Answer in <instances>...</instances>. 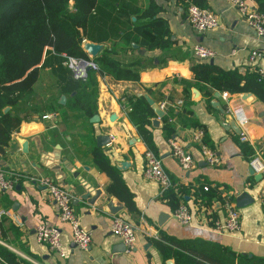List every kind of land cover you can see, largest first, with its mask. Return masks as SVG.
<instances>
[{
	"label": "crops",
	"instance_id": "1",
	"mask_svg": "<svg viewBox=\"0 0 264 264\" xmlns=\"http://www.w3.org/2000/svg\"><path fill=\"white\" fill-rule=\"evenodd\" d=\"M127 1L137 7V15L148 5L154 6L155 13L146 21L132 16L126 23L114 15L109 2L97 0L84 42L101 45L94 56L86 54L90 59L114 47L112 56L118 66L137 73V80L92 74L95 110L86 116L73 106L75 91L67 84L68 76L60 79L46 63L50 56H57L48 49L30 95L15 108L22 120L0 154V165L14 177L11 189L0 190V209L6 211L0 217V264H29V258L41 264H177L172 252L159 251L156 241L190 251L198 264H264V173L255 179L248 165L255 154L264 162V103L248 91L251 95L245 99L241 97L244 92L227 91L224 98V90L195 82L191 71L194 63H209L222 72L245 75L261 69L264 74V39L253 33L226 0H200V6L210 10L217 21L207 31H196L189 25V2L185 0ZM246 1L264 12V0ZM155 37L167 42L162 47H146ZM197 44L209 48L213 56L196 59L192 48ZM139 93L157 107L165 101L180 118L182 105L191 109L192 114L186 116L197 123L196 127L180 128L176 118L169 121L177 131L171 137L192 158L187 171L181 170L172 157L160 117L153 112L148 125L137 120L149 133V149L121 109L123 95L137 97ZM60 96H64L63 103ZM45 101L48 108L38 110V104ZM93 115L96 118L91 120ZM198 128L202 129L201 142L219 159L215 166L204 161L199 143L192 140ZM241 135L245 139L241 140ZM102 137L108 141L98 146ZM94 151L118 176L131 196L134 211L108 191L111 178L94 162ZM146 151L160 159L175 200L163 197L164 190L143 176ZM45 178L70 194L79 224L90 235L85 250L73 244L69 225L58 219L42 184ZM205 185L206 190L202 188ZM224 196L234 204L244 201L236 206L239 227L235 232L219 233L212 227V222L224 215ZM93 197V203H87ZM179 203H184L191 215L188 224H180L172 216ZM112 216L133 226L135 242L128 252L110 231ZM41 221L59 231L64 257H57L35 240L34 228Z\"/></svg>",
	"mask_w": 264,
	"mask_h": 264
},
{
	"label": "trees",
	"instance_id": "2",
	"mask_svg": "<svg viewBox=\"0 0 264 264\" xmlns=\"http://www.w3.org/2000/svg\"><path fill=\"white\" fill-rule=\"evenodd\" d=\"M106 1L113 6L114 15L126 23L130 22L132 16L146 21L155 13L153 5H148L137 15V7L130 1ZM185 1L201 5L200 0ZM96 5L97 0H0V154L10 134L19 127L22 117L16 114L15 108L30 95L46 50L50 49L57 56L82 58L94 63L95 69H89L84 80L66 78L70 89L75 91L73 106L81 109L86 116H91L95 110L96 83L92 74L137 80V73L126 65L118 66L119 63L112 56L115 54L114 47L103 49L93 59L88 58L83 51L81 43L86 35L89 16ZM130 40L135 41L131 37ZM123 42L128 44L129 40ZM166 42L161 37H155L146 47H162ZM191 71L195 82H203L230 93L248 91L264 103V81L259 80L254 72L245 75L237 71L222 72L209 63H194ZM123 97L130 106L126 112L129 121L134 124L147 148L151 149L149 133L137 120L148 125L149 118L153 116L152 109L142 96L125 94ZM4 107L9 109L3 111ZM180 112L183 118L166 106L160 117L165 137H171L177 132L168 118H176L180 128L197 126L193 119L187 118L192 111L186 104L181 106ZM92 156L98 167L111 178L108 191L121 200L129 211H134L130 194L118 176L113 174L106 159L98 151H94ZM169 188L164 189L162 195L175 200V193ZM155 245L163 254L172 252L177 264H198L197 257L190 251L173 249L160 241H156Z\"/></svg>",
	"mask_w": 264,
	"mask_h": 264
},
{
	"label": "built area",
	"instance_id": "3",
	"mask_svg": "<svg viewBox=\"0 0 264 264\" xmlns=\"http://www.w3.org/2000/svg\"><path fill=\"white\" fill-rule=\"evenodd\" d=\"M228 5L233 7L241 18L245 21L253 33L264 39V12L254 9L246 0H226ZM186 20L196 31H207L213 29L217 25L215 15L206 7L198 6L192 2L186 5ZM192 53L198 60H206L213 56V52L200 44L194 45ZM254 53H252L253 55ZM65 57V64L70 70V75L74 80H84L89 69H95V65L91 60L82 58ZM258 79L264 81V74L261 69L256 71ZM222 97H226L225 91L221 92ZM120 107L126 113L130 110L127 103H122ZM167 104L165 101L158 105V108L164 112ZM47 117V115L42 116ZM172 118H168L171 121ZM202 129H195L192 133V140L199 143V153L204 161L210 166H215L219 163L216 153L201 142ZM241 140L245 139L244 135L240 136ZM167 144L172 157L176 160L181 170L187 171L192 165L190 154L185 151L182 144L174 137L167 139ZM249 168L253 173H264V162L257 154L253 155L248 162ZM143 176L146 179L155 181L160 190L170 186V179L164 172L160 159L150 151L144 153V164L142 170ZM14 177L4 166L0 165V190H8L13 186ZM42 184L46 190V194L53 201L58 219L69 225L70 236L73 244L80 250H85L89 246L90 235L79 224V219L74 213L71 205V196L65 190L53 184L49 179H43ZM204 190L207 186L202 187ZM221 206L224 211L222 219L214 220L212 227L219 233L235 232L239 227V213L232 199L229 196H224L221 201ZM6 211L0 209V217L5 215ZM173 218L180 224H188L191 220V215L184 203H179L172 211ZM264 217V204H263ZM110 231L118 236L124 246V251L128 252L133 248L135 242V234L133 226L130 222L118 216H112L109 225ZM34 238L37 242L47 246L57 257L62 258L65 255V250L61 244L59 231L47 221L39 222L34 228ZM29 264H41L33 259H28Z\"/></svg>",
	"mask_w": 264,
	"mask_h": 264
},
{
	"label": "water",
	"instance_id": "4",
	"mask_svg": "<svg viewBox=\"0 0 264 264\" xmlns=\"http://www.w3.org/2000/svg\"><path fill=\"white\" fill-rule=\"evenodd\" d=\"M83 50L86 52V54H88V55H90V56H94L99 50H100V48H101V45L100 44H97V43H91V42H84L83 43ZM73 94V93H72ZM139 96L141 95L144 99H145V101L147 102V104L151 107V109L153 110V112H154V114L157 116V117H161L162 115H163V112L153 103V101L147 96V95H144V94H142V93H139L138 94ZM251 94L250 93H248V92H244V93H242V98L243 99H245V98H247V97H249ZM59 102L60 103H63L64 102V96H60L59 97ZM7 108L8 107H4L3 108V111H6L7 110ZM96 118V116L95 115H93L92 117H91V120H93V119H95ZM108 141V139H107V137H102L101 139H100V142H98V146H101V145H103V144H105L106 142ZM23 146V149H24V145H22ZM249 173L251 174V175H253V177L255 178V179H259L260 178V174L258 175H256V174H254L253 173V171L250 169L249 170ZM98 194V192H96V195ZM87 196L88 195H85L83 198H87ZM96 198V197H95ZM95 198L93 197V198H91L90 200H88L87 201V203H89V204H92L93 203V201L95 200ZM244 203V201L243 200H241V201H237L236 203H235V206H241L242 204ZM114 211H115V209H113ZM124 247V246H123Z\"/></svg>",
	"mask_w": 264,
	"mask_h": 264
},
{
	"label": "rangeland",
	"instance_id": "5",
	"mask_svg": "<svg viewBox=\"0 0 264 264\" xmlns=\"http://www.w3.org/2000/svg\"><path fill=\"white\" fill-rule=\"evenodd\" d=\"M83 42H84V39H83L82 43ZM46 63L53 67L55 75L58 76L60 79L65 78L67 76L72 79V77L70 75L71 74L70 70L68 69L67 65L65 64V57H63L61 55L54 56V57L50 56L47 59ZM38 105H39L37 107L38 110H45L48 108L47 101H45L43 103L41 102V104H38ZM49 107H51V106H49Z\"/></svg>",
	"mask_w": 264,
	"mask_h": 264
}]
</instances>
